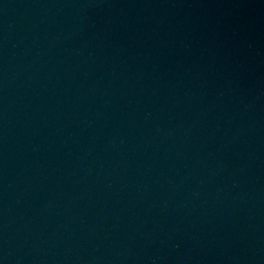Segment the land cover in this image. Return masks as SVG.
<instances>
[{"label": "water", "instance_id": "95a60500", "mask_svg": "<svg viewBox=\"0 0 264 264\" xmlns=\"http://www.w3.org/2000/svg\"><path fill=\"white\" fill-rule=\"evenodd\" d=\"M0 264H264V0H0Z\"/></svg>", "mask_w": 264, "mask_h": 264}]
</instances>
